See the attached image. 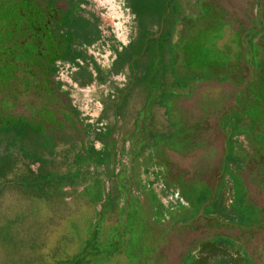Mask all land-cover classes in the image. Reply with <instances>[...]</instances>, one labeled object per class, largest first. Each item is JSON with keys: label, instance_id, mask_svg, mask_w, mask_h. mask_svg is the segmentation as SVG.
I'll list each match as a JSON object with an SVG mask.
<instances>
[{"label": "rangeland", "instance_id": "1", "mask_svg": "<svg viewBox=\"0 0 264 264\" xmlns=\"http://www.w3.org/2000/svg\"><path fill=\"white\" fill-rule=\"evenodd\" d=\"M124 1L86 0L101 31L86 54L104 73L143 16L136 9L135 20ZM168 1L157 24L158 5L147 4L152 37L143 46L169 40L168 55L136 59L128 87L126 68L79 86L76 69L59 61L54 77L36 68L31 84L18 72L0 84V264H136L151 255L216 264L223 260L203 250L218 244L264 264V0ZM126 87L110 128L96 96L122 103ZM11 119L23 120L16 133ZM89 123L101 140L85 134Z\"/></svg>", "mask_w": 264, "mask_h": 264}, {"label": "trees", "instance_id": "2", "mask_svg": "<svg viewBox=\"0 0 264 264\" xmlns=\"http://www.w3.org/2000/svg\"><path fill=\"white\" fill-rule=\"evenodd\" d=\"M59 1L64 3V9L57 7ZM149 2L158 5L160 16L155 20L150 18V7H147ZM169 3L168 0L124 1V8L128 9L135 20L137 18L136 9L142 11L143 16L139 19L141 22L139 21L140 25H138V30L132 41H129L126 46H122L120 50L113 49L114 60L110 69L104 73L100 66L86 54V48L101 39L99 18L85 10L86 0H0V84L8 82L15 72L26 75L25 82L31 84L32 75L38 77L36 68L42 70L47 77H54L59 67L56 62L59 61L61 64L68 63L69 67L76 69L71 80L79 86H88L95 81L103 83L107 75L120 74L126 68L128 79L126 85L128 87L131 83L132 64L136 62V57H141L146 53L147 50L143 46L146 39L150 40L152 37V34L148 32L151 26L149 19L157 24L160 17L167 13ZM172 3L177 6L175 0ZM186 5L188 6V4ZM127 87L122 94L123 100L129 94ZM120 98L121 96L115 98L108 93H101L98 96L104 109L108 110V114L105 110L102 112L100 120L107 118L112 125L117 123L119 106L123 105L120 103ZM21 123H23L21 119H11V132L16 133L15 127ZM84 131L86 135L92 133L94 140L102 139H100V130L93 133L92 124H85ZM0 133L3 137L8 135L5 130ZM28 134L26 140L30 144L33 134L31 132ZM102 135L106 138L110 136ZM38 136L41 139L42 135ZM35 144L40 146L41 143ZM42 145L46 144L42 143ZM45 149L50 150V146L46 145ZM89 150L97 154L91 145ZM34 164L31 163L30 166ZM36 166L44 169L52 167L50 164L42 165L41 163H37ZM3 187V182H0V192ZM238 250L240 249L236 247H225L218 244L209 249L205 248L203 253L223 260L216 264H242L245 262V257ZM191 264L208 263L205 260H200Z\"/></svg>", "mask_w": 264, "mask_h": 264}, {"label": "crops", "instance_id": "3", "mask_svg": "<svg viewBox=\"0 0 264 264\" xmlns=\"http://www.w3.org/2000/svg\"><path fill=\"white\" fill-rule=\"evenodd\" d=\"M136 35V34H135ZM132 41V40H131ZM169 45V40L166 42V44H162V45H160L158 48L156 47V46H154L153 45V47L152 48H150L149 49V52L148 53H144V54H142L141 55V57H136V59H138V60H140V59H142L143 61H144V59H147V58H149V57H151V58H156V57H158V56H160V55H162V56H166V55H168V53H167V51H169V48L167 47ZM146 50H147V48H145ZM142 61V62H143ZM141 62V63H142ZM93 72V71H92ZM123 73V72H122ZM122 73H120V74H122ZM93 74H94V72H93ZM124 75H125V73H124ZM123 75V76H124ZM92 84V83H91ZM90 84V85H91ZM89 86V85H88ZM129 91H130V89H129ZM101 93H99L97 96H96V102H97V104H99V105H101L102 106V112H104V105L98 100V96L100 95ZM104 94V93H103ZM105 94H107V93H105ZM124 101H125V98H124V100H123V102L121 103V104H123L124 103ZM122 107V106H121ZM120 106H119V109L121 108ZM105 112L108 114V110H105ZM119 116H120V113L118 114V118H119ZM101 117V116H100ZM107 121H108V123H109V125H110V128H112V127H114V125H116V123L115 124H111V122H110V120L109 119H107V118H105ZM119 120V119H118ZM90 124V123H89ZM192 139V138H191ZM190 139V140H191ZM193 140V139H192ZM194 141V140H193ZM196 142V141H195ZM194 142V143H195ZM189 144H187V145H185L184 147L185 148H187V146H188ZM66 203H65V205H67L68 203V201H67V199L66 200H64ZM51 204V203H50ZM64 204V203H63ZM73 206V207H72ZM70 207L74 210V208H76V206L75 205H70ZM58 208H59V206H58ZM70 211V210H69ZM55 212L58 214V215H60V213L58 212V210H55ZM70 213H72L71 211H70ZM65 215H67V210L65 211V214L63 215V217H65ZM49 228L51 229V230H53L52 228H53V224H50L49 225ZM47 231V230H46ZM41 240V239H40ZM153 258H155V259H153ZM154 260H158V261H160L155 255H151V256H147V259H146V261L145 262H140L139 260L138 261H136V264H150V263H152ZM160 262H164L165 264H168L166 261H160Z\"/></svg>", "mask_w": 264, "mask_h": 264}, {"label": "flooded vegetation", "instance_id": "4", "mask_svg": "<svg viewBox=\"0 0 264 264\" xmlns=\"http://www.w3.org/2000/svg\"><path fill=\"white\" fill-rule=\"evenodd\" d=\"M150 264H165L164 262H160L158 260H154L152 263ZM242 264H246V262L242 263Z\"/></svg>", "mask_w": 264, "mask_h": 264}, {"label": "bare ground", "instance_id": "5", "mask_svg": "<svg viewBox=\"0 0 264 264\" xmlns=\"http://www.w3.org/2000/svg\"><path fill=\"white\" fill-rule=\"evenodd\" d=\"M102 1H105V0H102ZM111 3H115L116 1L118 0H109ZM104 3V2H103ZM115 6V5H114ZM113 8V7H112ZM171 122V121H170ZM149 187V186H148Z\"/></svg>", "mask_w": 264, "mask_h": 264}]
</instances>
